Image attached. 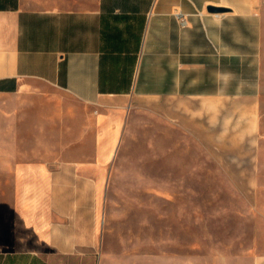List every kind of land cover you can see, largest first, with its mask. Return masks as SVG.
<instances>
[{"label": "crops", "instance_id": "crops-1", "mask_svg": "<svg viewBox=\"0 0 264 264\" xmlns=\"http://www.w3.org/2000/svg\"><path fill=\"white\" fill-rule=\"evenodd\" d=\"M262 6L0 0V97L40 82L98 110L91 154L0 162V264H127L110 251L103 186L130 103L155 99L176 131L204 141L258 133Z\"/></svg>", "mask_w": 264, "mask_h": 264}, {"label": "rangeland", "instance_id": "rangeland-1", "mask_svg": "<svg viewBox=\"0 0 264 264\" xmlns=\"http://www.w3.org/2000/svg\"><path fill=\"white\" fill-rule=\"evenodd\" d=\"M261 15L258 133L204 141L176 131L155 99L130 103L103 186L110 251L125 263L253 264L264 254V0ZM97 111L40 82L0 97V162L91 154Z\"/></svg>", "mask_w": 264, "mask_h": 264}, {"label": "built area", "instance_id": "built-area-1", "mask_svg": "<svg viewBox=\"0 0 264 264\" xmlns=\"http://www.w3.org/2000/svg\"><path fill=\"white\" fill-rule=\"evenodd\" d=\"M186 25V21L182 18L181 19V26H185Z\"/></svg>", "mask_w": 264, "mask_h": 264}, {"label": "water", "instance_id": "water-1", "mask_svg": "<svg viewBox=\"0 0 264 264\" xmlns=\"http://www.w3.org/2000/svg\"><path fill=\"white\" fill-rule=\"evenodd\" d=\"M211 11H214V12H215V11H218V10H217V9H215V8H212V9H211Z\"/></svg>", "mask_w": 264, "mask_h": 264}]
</instances>
